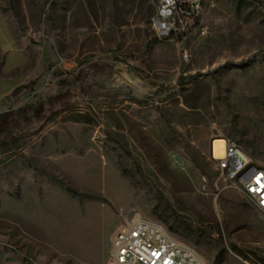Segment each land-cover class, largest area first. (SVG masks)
I'll list each match as a JSON object with an SVG mask.
<instances>
[{
	"label": "rangeland",
	"instance_id": "374dc122",
	"mask_svg": "<svg viewBox=\"0 0 264 264\" xmlns=\"http://www.w3.org/2000/svg\"><path fill=\"white\" fill-rule=\"evenodd\" d=\"M157 2L0 0V264H105L134 214L205 264H264L260 211L208 159L220 135L264 168V0H204L177 35Z\"/></svg>",
	"mask_w": 264,
	"mask_h": 264
},
{
	"label": "built area",
	"instance_id": "2783aa9c",
	"mask_svg": "<svg viewBox=\"0 0 264 264\" xmlns=\"http://www.w3.org/2000/svg\"><path fill=\"white\" fill-rule=\"evenodd\" d=\"M204 0L185 3L184 0H158L152 19V28L158 34H182L196 21L202 11ZM171 7V15L159 17V10ZM207 27L201 28V34ZM183 58L188 54L183 51ZM224 141L223 156L215 157L212 142L214 138ZM208 159L213 163L219 177L235 189L242 186L247 200L260 211L264 219V172H258V165L242 148H235L233 139L216 135L208 146ZM235 168H242L240 185H233L232 175ZM105 264H204V258L192 247L165 233L153 220L134 214L127 218L113 233Z\"/></svg>",
	"mask_w": 264,
	"mask_h": 264
},
{
	"label": "bare ground",
	"instance_id": "6f19581e",
	"mask_svg": "<svg viewBox=\"0 0 264 264\" xmlns=\"http://www.w3.org/2000/svg\"><path fill=\"white\" fill-rule=\"evenodd\" d=\"M195 0H184L185 3H193ZM166 15H171V7H163V10H159V17H166ZM233 145L235 148H240L238 143L233 140ZM223 146H224V141L222 138H214L212 142V148H213V154L215 157H222L223 156ZM258 172H264V168L258 166ZM224 181V177H222ZM242 179V168H235L233 171L232 175V183L233 185H240ZM235 190L246 197L247 199V194H245L242 191V186H235ZM153 226H157V229H161V231L165 233H169L167 229L158 221L153 220ZM205 264V263H204Z\"/></svg>",
	"mask_w": 264,
	"mask_h": 264
},
{
	"label": "crops",
	"instance_id": "0c3cea01",
	"mask_svg": "<svg viewBox=\"0 0 264 264\" xmlns=\"http://www.w3.org/2000/svg\"><path fill=\"white\" fill-rule=\"evenodd\" d=\"M16 51H11L8 53L7 58L10 60L9 66H12L13 63L17 64V61H13L14 57H18V54L15 53ZM8 63V62H7ZM17 82L14 81H7V80H0V101L5 98L6 96L11 93V91L17 86Z\"/></svg>",
	"mask_w": 264,
	"mask_h": 264
},
{
	"label": "trees",
	"instance_id": "16d2710c",
	"mask_svg": "<svg viewBox=\"0 0 264 264\" xmlns=\"http://www.w3.org/2000/svg\"><path fill=\"white\" fill-rule=\"evenodd\" d=\"M15 112L14 111H3L0 112V133L5 132L9 129L10 125L15 120Z\"/></svg>",
	"mask_w": 264,
	"mask_h": 264
}]
</instances>
